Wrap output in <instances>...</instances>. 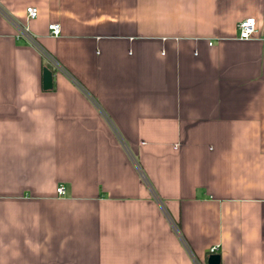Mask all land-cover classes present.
Masks as SVG:
<instances>
[{"label": "crops", "instance_id": "crops-1", "mask_svg": "<svg viewBox=\"0 0 264 264\" xmlns=\"http://www.w3.org/2000/svg\"><path fill=\"white\" fill-rule=\"evenodd\" d=\"M214 246L264 264V0H0V264Z\"/></svg>", "mask_w": 264, "mask_h": 264}, {"label": "built area", "instance_id": "built-area-1", "mask_svg": "<svg viewBox=\"0 0 264 264\" xmlns=\"http://www.w3.org/2000/svg\"><path fill=\"white\" fill-rule=\"evenodd\" d=\"M26 12H27V16L29 19H35L39 14L38 8L34 5L27 6ZM238 29H239V38L243 40H249V39L257 37L258 35L257 18L252 16V17H248L246 19L241 20L238 23ZM23 30H24L23 35L25 34V36L30 38V36H28V33H27L28 27H25ZM49 30L52 35L59 36L62 31L61 24L58 22L51 23L49 25ZM30 40L34 43L33 38H30ZM39 49H41V51L46 55V57L50 59V61L55 65V67L61 68L57 60H55L49 53L45 52V50H43L40 46H39ZM57 191L59 194H65L66 190L64 186H60L58 187ZM216 251H217V246H214L211 248L212 253H215Z\"/></svg>", "mask_w": 264, "mask_h": 264}, {"label": "water", "instance_id": "water-1", "mask_svg": "<svg viewBox=\"0 0 264 264\" xmlns=\"http://www.w3.org/2000/svg\"><path fill=\"white\" fill-rule=\"evenodd\" d=\"M44 88L51 89L53 87V71L49 67L44 68ZM208 264H221V255L219 253H211L208 257Z\"/></svg>", "mask_w": 264, "mask_h": 264}]
</instances>
